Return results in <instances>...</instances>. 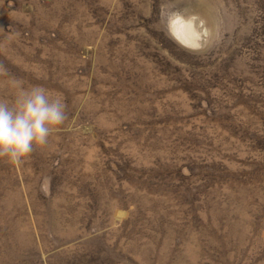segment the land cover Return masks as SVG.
I'll return each instance as SVG.
<instances>
[{"label":"rangeland","instance_id":"374dc122","mask_svg":"<svg viewBox=\"0 0 264 264\" xmlns=\"http://www.w3.org/2000/svg\"><path fill=\"white\" fill-rule=\"evenodd\" d=\"M14 81L66 119L0 157V264H264V0H0Z\"/></svg>","mask_w":264,"mask_h":264},{"label":"clouds","instance_id":"9594fccd","mask_svg":"<svg viewBox=\"0 0 264 264\" xmlns=\"http://www.w3.org/2000/svg\"><path fill=\"white\" fill-rule=\"evenodd\" d=\"M13 87L14 101L0 100V157L15 164L34 146L44 145L51 131L64 123L66 114L62 98L45 88H26L18 81Z\"/></svg>","mask_w":264,"mask_h":264},{"label":"bare ground","instance_id":"6f19581e","mask_svg":"<svg viewBox=\"0 0 264 264\" xmlns=\"http://www.w3.org/2000/svg\"><path fill=\"white\" fill-rule=\"evenodd\" d=\"M183 35V34H182Z\"/></svg>","mask_w":264,"mask_h":264}]
</instances>
